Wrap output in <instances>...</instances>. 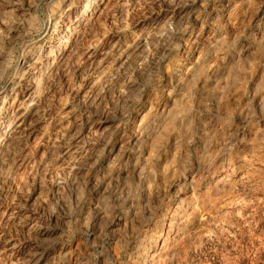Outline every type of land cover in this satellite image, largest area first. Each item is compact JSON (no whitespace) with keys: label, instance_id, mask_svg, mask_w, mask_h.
<instances>
[{"label":"rangeland","instance_id":"obj_1","mask_svg":"<svg viewBox=\"0 0 264 264\" xmlns=\"http://www.w3.org/2000/svg\"><path fill=\"white\" fill-rule=\"evenodd\" d=\"M262 116L264 0H0V264H264Z\"/></svg>","mask_w":264,"mask_h":264},{"label":"bare ground","instance_id":"obj_2","mask_svg":"<svg viewBox=\"0 0 264 264\" xmlns=\"http://www.w3.org/2000/svg\"><path fill=\"white\" fill-rule=\"evenodd\" d=\"M93 2H95V0H93ZM61 16H62V11L59 13V15L58 16H56V13H55V11H52L51 13H50V18H49V21H48V23H47V25H46V28H45V31L48 29V26L50 25V22L53 20V19H55V17H56V19H58V21L56 20L55 22H54V26H53V28L55 29V28H57L56 27V25H58V23H59V20H61ZM58 17V18H57ZM67 37V38H66ZM71 37H72V34H69V32H68V35L67 36H65V38L64 37H62L61 39H60V41L61 42H63L64 44L62 45V46H58L59 48H58V52H63L64 50H65V48L68 46V48H69V45H70V42H68L70 39H71ZM74 41V40H73ZM232 42V41H231ZM23 57H24V55H23ZM28 60V59H27ZM29 61H26V60H23V61H21L20 63V67H23L25 64L27 65V63H28ZM198 67H199V65H198ZM23 69V68H22ZM200 69V68H199ZM199 69H198V71H199ZM196 71V70H195ZM4 99V98H3ZM18 128V127H17Z\"/></svg>","mask_w":264,"mask_h":264},{"label":"clouds","instance_id":"obj_3","mask_svg":"<svg viewBox=\"0 0 264 264\" xmlns=\"http://www.w3.org/2000/svg\"><path fill=\"white\" fill-rule=\"evenodd\" d=\"M258 119H264V116H262V117H258ZM121 215H123V213H121Z\"/></svg>","mask_w":264,"mask_h":264}]
</instances>
